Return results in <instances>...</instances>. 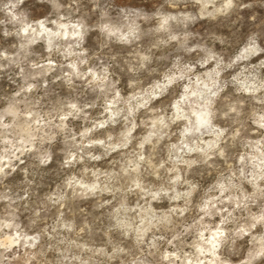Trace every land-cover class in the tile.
Wrapping results in <instances>:
<instances>
[{
  "label": "rangeland",
  "instance_id": "1",
  "mask_svg": "<svg viewBox=\"0 0 264 264\" xmlns=\"http://www.w3.org/2000/svg\"><path fill=\"white\" fill-rule=\"evenodd\" d=\"M221 2L222 0H217L215 6L219 7ZM250 2L251 8L233 9L226 14H216L215 18L203 16L195 22H186V27L184 24H170V31L178 35V40L168 42H165L167 34L163 32L143 34L148 28H155L158 23L156 20L149 22L137 20L136 22L140 23L142 35L140 40L131 44L119 43L114 37L107 38L106 34L100 32V26L108 24L110 27H118L123 23L130 25L135 16H130L126 22L125 14L129 12H140L141 15L151 14L161 5L164 10L173 13L183 10L196 14L199 11V5L189 4L175 8L170 4H164L163 0H102L107 16L102 19L98 12L89 14L86 22L90 31L85 36L81 47L87 49L88 56L93 58L82 70L86 71L87 67H92L98 71L101 64L111 63L108 60L109 55L117 56L116 62L109 70L112 79L120 81L117 89L120 92L121 103L116 104L117 108L125 104L135 105L138 100H131L130 97L136 93L152 92L153 86L159 84L165 74H183L184 65L194 62L202 55L195 52L186 53L185 46L203 44L209 50V54L223 55L226 61L229 57L236 59V63L231 68L222 70L217 69L213 61H209L203 68L196 65V71L192 74L190 81L189 79L177 80L164 96L157 97L151 102V110L141 109L137 113L136 123L139 126L133 131L134 137L147 134L151 121L156 118V114L162 107H165L166 111L159 114L180 117L174 124L169 125L171 137H166L159 145H154L152 148L155 153L152 161L154 165L152 175L145 178L144 175L136 177V174H131L142 185L154 183L157 177L165 174L163 169L155 165L167 159L169 152L173 156H184L186 159L196 158V154L189 155L181 147L182 143H188V138L199 137L204 141L214 139L204 129L200 133L189 131L183 138L181 137L185 127L191 128L196 124L199 118L198 113L203 109L201 104L207 98V95H193V93L210 95L208 89L212 88L211 81H215L217 87L226 85L219 93L221 99L227 97L229 100L244 101L241 118L243 128L236 141L227 142V162L219 156H214L209 161L213 164L212 168L206 165H196L190 169L180 166L182 171L187 173V178L197 182L199 187L189 204V211L182 218L173 217V224L167 230L160 225L167 223L165 218L169 215L168 209L182 205L183 201L170 202L164 197L152 200L150 196L143 195L134 187L130 193L124 192L122 188L120 192L101 191L105 187L109 189L120 187L115 185L106 174L119 170V162L123 161L124 153L128 150L117 148L116 151H110L104 155V148L92 145L86 151H90L93 155L101 154L100 161L85 160L83 163L69 164L65 167L64 161L71 159L69 151L75 153L76 149L68 138V134L62 133L57 134L50 144L45 143L39 151L24 152L23 155L17 152L19 160L12 162L15 170L5 169V172L9 174L0 178V196L6 197V199H0V224L13 226L0 230V243L5 237L18 238L19 244H12V252H16L20 257L18 264H25V262L26 264H57L58 261L64 260L65 256L68 260H71L73 256H79L82 260L94 261L96 264H130L133 260L145 261L147 264H192L197 255L194 246V242L198 240L197 229L203 231L205 237H208L215 231V225L219 224L221 216L227 215V212L221 211L195 224L202 215L196 211L195 205L202 199H206L208 195H218V192H209V189L217 183L219 173L230 166L235 168V157L241 154L251 155L252 150L244 146V141H255L261 134L256 130V125L251 123V119H248V117L259 118L260 106L251 99V93L243 91L252 84L264 80V68L260 67L264 54L254 56L250 55V51H245L248 48L247 36L256 30L249 16L255 14L264 21V6H261L259 0H250ZM5 5L8 7L5 8ZM91 7L92 5L84 0L80 12L74 11L71 19L75 20ZM121 8L125 9L124 14L120 12ZM207 11H212L211 5ZM46 17L49 20L56 19L50 4L38 2V0H22L19 4L16 0H0V21L4 22L0 23V51L12 56L19 63V67L16 64H9L0 71V109L9 108L15 112L16 106L12 96L20 90L25 80L40 85L28 94V99L33 103L39 100L34 110L41 118L47 113L56 112L70 101H75L79 105L94 103L95 107L84 110L88 114V120L81 116L75 120L68 117L63 121L71 133L76 135L77 143H79V134L90 128L93 122L107 121L112 109L105 111L107 105L101 87L98 86L99 81L90 83L91 76L84 79L72 77L69 84L63 78L64 73L70 72L66 64L73 58L63 60L59 53L49 56L45 50L46 42L52 39L53 44L62 43L67 46L73 43L75 38L71 35V27H68L67 34L60 38L48 37L41 33L36 22L43 21ZM62 22L67 23V21ZM29 25L31 27H28ZM45 27L55 31L50 23H46ZM23 28L28 30L22 31ZM4 32L11 34L4 36ZM37 33H40L39 38L35 43L29 44L28 39L35 38ZM221 40L224 43H220ZM257 43L264 47V40ZM21 44H25L26 48L21 49ZM148 49H151L152 55V63L149 67L155 71L137 73L134 86H130L132 83L130 74L123 58L133 54H148ZM49 59L56 67L47 75L40 74L43 71L42 68L30 67L33 63L46 66ZM0 63L8 62L0 61ZM61 64L65 66L61 68ZM21 68L24 72L18 75ZM213 69L220 71L219 77L215 76ZM203 72L209 74L208 78L200 75ZM33 76L35 80L31 79ZM186 85L187 92L184 91ZM22 97L23 93L17 99ZM107 99L112 100V95H109ZM172 104H175V108L171 107ZM30 115L20 117L14 122V127L10 130L11 135L8 136L9 140L14 141L21 135L26 137L33 133L34 128L42 127L39 120H31V126L25 123L26 120H30ZM114 120L115 123H105L103 128H97L88 133L85 143L88 140H105L109 134L114 137L111 143L119 142L120 133L124 130L123 121L119 117H114ZM141 121L147 123L141 124ZM9 122H12L11 116L5 118V123ZM59 122L60 117L57 116L53 123ZM214 123L220 127H236L231 124L230 119L217 120ZM55 131L56 129H53V132ZM173 144L176 145L175 148L170 147ZM188 146L192 147L191 143H188ZM200 146L203 147V145ZM8 147L9 145L0 143V149ZM44 149L51 152L52 159L48 164L41 165L37 157L43 155ZM261 150L264 151V147ZM167 167L168 165L165 166ZM93 173L96 175L94 176ZM70 180L72 183H69ZM121 183L123 184V181ZM130 183L131 180L123 186L128 187ZM93 184L97 185L94 194L90 192ZM243 187L246 191H251L249 185ZM217 207L221 208L220 205ZM223 207L227 208V211L232 210L230 205ZM252 211L255 212L257 209L253 208ZM16 225L19 227H15ZM61 225L65 226L61 227ZM153 225L157 227L154 228ZM54 226L55 232L52 231ZM227 227L232 225L229 224ZM184 228H188V231L185 232ZM261 231L258 226L252 230L251 235L259 237ZM173 236L177 238L173 240ZM250 239V235H245L237 242L236 255L228 256L223 250L218 255H221L222 259H230L232 264H238L240 260L245 259L249 250L258 247V245L250 244ZM138 240L143 242L140 243ZM169 240H172L171 244L168 243ZM34 241L36 244L34 248L26 246V243L31 244ZM149 242L152 243V247H149ZM5 255L10 257L12 253ZM200 259L205 261V264L213 262V258L207 254L200 256ZM73 264L77 262L73 261ZM257 264H264V260Z\"/></svg>",
  "mask_w": 264,
  "mask_h": 264
},
{
  "label": "clouds",
  "instance_id": "2",
  "mask_svg": "<svg viewBox=\"0 0 264 264\" xmlns=\"http://www.w3.org/2000/svg\"><path fill=\"white\" fill-rule=\"evenodd\" d=\"M38 2L47 3L52 6L53 14L56 19L49 20L47 17L43 21H37L40 32L46 34L48 37L60 38L67 34L66 29L71 27V35L75 38L73 43L64 46L62 43L53 44L52 39H48L46 42V51L49 56L53 53H59L63 60H68L72 57L66 67L70 69V72L64 73L63 78L70 84L71 78L76 77L78 79H84L85 77L91 76L92 80L90 83L99 81L101 87V92L105 96V111L108 112L109 108L112 111L109 112L107 121H101L99 123H92L90 128L85 129L84 132L79 134L80 142L77 143L76 135L71 133V130L64 124V120L71 117L73 120L80 118L88 120V114L84 111L87 108L95 107V104H83L79 105L75 101L67 102L61 109L56 112L47 113L43 118L34 110L36 104L28 99V94L35 91L40 85L36 83L28 82L27 80L21 85L20 90L13 93L12 99L15 103V112L11 111L9 108L0 109V143L9 145L8 148L0 149V178L8 175L5 169L13 167V161L19 160V156L16 155L20 152L21 155L24 152L39 151L43 148L45 143H51L57 134L67 133L68 138L71 140L73 147L76 152L73 153L69 151L71 159H66L64 161V166L67 167L69 164L83 163L85 160L88 161H100L102 159L101 154L93 155L90 151L86 149L90 148L92 145H99L105 149L104 155L110 151H116L117 148L128 150L124 153L123 161L120 163V168L115 172H108L106 175L110 177L115 185H120V187H113L111 189L105 187L101 191H112L120 192L121 188L124 192H132L133 187L139 189L143 195L150 196L152 200H156L159 197H164L171 201H183L182 205L171 207L168 209L169 215L165 218L167 223L160 225V227L166 230L170 225L173 224V217L177 219L184 217L185 213L189 211V204L192 202L194 194L198 190V183L194 180L187 178V173L182 171L181 165L187 168H192L196 165H206L208 168H212L213 164L209 161L212 160L214 156H219L222 160L227 162V148L229 141H236L240 137L241 130L243 128V106L244 101L240 100H229L227 97L223 99L220 98L219 93L223 91L226 85L216 86L215 81H211L212 88L208 89L207 93H193V95H207V98L203 100L201 107L204 109L201 113L202 119L198 118L195 125L191 128L185 127L184 131L181 133L183 138L185 133L192 131L194 133H200L202 129L205 132L211 134L214 139L210 141H204L199 139V137L188 138V143H191L192 147L188 146V143H182L181 147L184 151L191 155L196 154V158L186 159L184 156H173L171 152L168 153V158L162 160L160 163L155 165L160 169L164 170V175L157 177L156 182L151 184L142 185L138 182V179L133 178L131 174H136V177L144 175H152V169L154 167L152 161L155 158V153L152 151L154 145H159L166 137H171L172 133L169 131V125L174 124L180 117L175 115H163L160 112L166 111L165 107H162L156 114V118L151 121V126L147 131L146 135H141L138 137L133 136V131L139 126L136 123L137 113L141 110H151V102L157 97H162L169 90L170 86L177 80L189 79L192 74L196 71V65L201 68L209 61H213L216 64L217 69L231 68L233 64L236 63V59L231 57L225 60L223 55L217 56L215 53L209 54V50L203 44H193L192 47H184L186 53H200L202 54L200 58L196 59L194 62H190L184 65L185 72L181 75L165 74L159 84L153 86L152 92L136 93L131 100H138L135 105H127L117 108L116 104L121 103L120 92L117 89V84H119V79H112V74L110 73V68L117 60L116 55H109L108 60L111 63H103L99 66L98 71L92 67H87L86 71L82 68L89 64V60L93 57H89L87 49L82 48L84 43V38L90 31V27L87 24V19L90 13H99L100 17L103 19L107 16V11L103 7L102 0H87L88 4H91V9L85 10L80 16L75 20L71 19L73 12H80L81 5L84 0H38ZM16 3H22V0H16ZM164 4H170L172 7L179 8L181 5H199V11L196 14H192L187 11L178 10L175 13L171 11H166L163 9V5L157 8L156 11L151 14H143L140 12L127 13L124 15V20L127 22L130 16H135L132 23L120 24L118 27H110L108 24H103L100 26V32L106 34L107 38H115L117 42L122 44H131L141 38V26L140 23L136 21L149 22L152 20L158 21L155 28H148L143 34L156 32L167 34L168 41H177L178 35L172 34L170 31V24H184L186 27V22H195L198 18L203 16H208L215 18L216 14H226L233 9H246L251 8L252 4L250 0H222L219 7H216L217 0H163ZM261 6H264V0H259ZM212 6V11H207L209 6ZM8 5H5L7 8ZM15 7V5H12ZM64 13L63 15L61 13ZM120 12L125 13V9L121 8ZM16 19V17H13ZM249 20L256 26V30L249 33L247 36L248 48L245 51H250V55L259 56L264 54V47L260 46L257 41L264 40V21L260 20L255 14L249 16ZM62 21H67L63 23ZM0 23H4L0 21ZM50 23L54 28H46L45 24ZM28 27H31L29 25ZM22 31H27L28 28L21 29ZM35 32V28L32 29ZM11 33L4 32V36H8ZM19 34V33H17ZM40 33H37L35 38H29L28 43L32 44L36 42L39 38ZM220 43H224L223 40ZM155 47V45H153ZM21 49L26 48L25 44L20 45ZM75 49V51H74ZM238 58V57H237ZM124 59L127 71L130 74V86H134L136 81L137 73L139 72H149L155 71L151 69L149 65L152 63L151 49H148V54H133L129 55ZM179 60V57H177ZM0 61H7L8 63H0V71L8 67L9 64H16L19 67V63L13 59L12 56L7 55L5 52L0 51ZM65 65L61 64L60 67L63 68ZM118 66V65H117ZM31 68H42L43 71L41 75H47L48 72L54 70L56 65L52 63L49 59L47 65L43 64H30ZM260 67L264 68V60L260 61ZM123 70V69H121ZM24 69H20L18 75H22ZM215 76L219 77L220 71L213 69ZM201 76L208 78L209 74L203 72ZM35 80V76L31 77ZM60 79V77H57ZM199 80V77H197ZM235 80V77H233ZM215 89V90H213ZM184 91H188L187 85ZM243 91L251 93V99L255 101L256 105L260 108L258 111L261 112L259 118L248 117L251 119V123L256 125V130L260 132L259 139L245 140L244 146L252 150V154H241L235 157L236 167H229L225 171L220 172L217 183L209 189V192H218V195L212 194L208 195L206 199H202L199 203L195 205L196 211L202 213L200 219L195 222L199 224L203 221L205 217L211 218L221 211L227 212V215L221 216L219 224L215 225V231L211 233L210 236L205 237L203 231L197 229L198 240L194 242L196 248L195 260L192 264H205V261L200 259V256L205 254L210 255L213 258L212 264H232L230 259H222L221 255H218L221 250H223L228 256H233L237 254V242L245 235H250V244L258 245L252 250H249L245 259L240 260L238 264H257L264 260V151L261 150L264 147V80H260L258 83H254L248 88L243 89ZM23 97L17 99V97ZM114 94V95H113ZM112 95V100H108L107 97ZM217 104L219 106H217ZM175 108V104L171 105ZM30 115V120H26L31 126V120H39L42 127L34 128L33 133L27 135L26 137L21 135L18 139L9 140L8 136L11 135L10 130L14 127V122L24 116ZM11 116L12 122L5 123V118ZM57 116L60 117L59 123H53ZM114 117H119L123 121L124 130L120 133L121 139L117 143H111L114 137L109 134L105 140H88L85 143V138L88 133L94 131L97 128H103L105 123H115ZM231 120L232 125H236L235 128L231 126L220 127L215 124L214 121L217 120ZM146 121H141V124H146ZM47 129V131H44ZM53 129H56L53 132ZM39 145V148H37ZM200 145H203L201 147ZM223 145V146H222ZM147 146V150H146ZM171 148H175L176 145H171ZM39 164L46 165L51 159V152L47 149L43 150V155L37 157ZM22 163V161H21ZM168 165L167 168L165 166ZM171 174V175H169ZM95 176L96 174L93 173ZM103 175V174H102ZM74 179V178H73ZM129 180L131 183L128 187H124L123 184H128ZM123 181V184L121 183ZM69 183H72L70 180ZM79 183V181H77ZM244 185H249L251 191H246ZM97 188L96 184L91 186L90 192L94 194ZM183 188V191L178 190ZM0 199H6V197L0 196ZM220 205L221 208L217 206ZM224 205L232 206L231 211H227ZM255 208L257 211H252ZM236 213V215H234ZM231 224L232 227H227ZM65 225H61L63 227ZM261 228V234L259 237L256 235H251L252 230ZM13 227L10 224H0V230L3 228ZM15 227H19L16 225ZM154 228L157 225H153ZM159 230V229H158ZM207 230V228L205 229ZM52 231H56V227L52 228ZM187 232L188 228H184ZM46 234V233H45ZM177 237L173 236L172 239L175 240ZM31 239V238H29ZM163 239V237H160ZM142 243V240H138ZM19 244L17 237L4 238V241L0 243V264H18L20 257L17 256L16 252H12V244ZM169 244L172 240L168 241ZM28 248H34L36 246L35 241L31 244H27ZM152 243L149 242V247H152ZM19 247L17 248V252ZM12 253L9 257L5 255L6 253ZM34 258V257H33ZM73 264V261L77 264H96L94 261L82 260L79 256H73L71 260L65 256L64 260L58 261L57 264ZM26 264V262H25ZM130 264H147L145 261L133 260Z\"/></svg>",
  "mask_w": 264,
  "mask_h": 264
},
{
  "label": "bare ground",
  "instance_id": "3",
  "mask_svg": "<svg viewBox=\"0 0 264 264\" xmlns=\"http://www.w3.org/2000/svg\"><path fill=\"white\" fill-rule=\"evenodd\" d=\"M178 107V106H177ZM177 109V108H176ZM177 110H180V108L179 109H177ZM203 110L204 109H202L199 113H198V116H199V118H201L202 119V116H201V113L203 112ZM200 114V115H199ZM10 238V237H9Z\"/></svg>",
  "mask_w": 264,
  "mask_h": 264
}]
</instances>
